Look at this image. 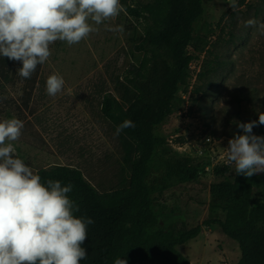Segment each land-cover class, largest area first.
Segmentation results:
<instances>
[{
	"label": "rangeland",
	"instance_id": "obj_1",
	"mask_svg": "<svg viewBox=\"0 0 264 264\" xmlns=\"http://www.w3.org/2000/svg\"><path fill=\"white\" fill-rule=\"evenodd\" d=\"M153 1L127 0L131 5ZM204 3L205 13L195 22V38L188 47L194 59L181 91L184 104L161 129L171 145L177 146L178 137H185L188 145L179 150L203 161L202 173L197 180L182 182L157 172L151 182L165 186L156 204L161 220L185 221L188 227L202 224L198 237L179 246L192 264H237L239 245L215 222L225 213L211 206L210 186L222 178L216 167L229 163V139L242 134L238 123L258 121L264 112V35L243 24L250 18L264 22V0H236L235 9L229 7L231 0ZM90 23L98 31L80 42L50 44L51 55L31 78L19 76L22 64L15 61V70L0 79V121H23L20 137L11 142L13 155L34 174L40 167L61 164L95 168L107 152L116 155L101 101L105 92L116 94L117 79L140 63L142 54L134 46L142 35V21L124 9L114 19ZM117 25H123V33L107 30ZM53 74L65 81L54 97L46 92V80ZM208 135L216 140L197 155L195 145ZM260 179L254 189L255 203L264 200V173Z\"/></svg>",
	"mask_w": 264,
	"mask_h": 264
},
{
	"label": "trees",
	"instance_id": "obj_2",
	"mask_svg": "<svg viewBox=\"0 0 264 264\" xmlns=\"http://www.w3.org/2000/svg\"><path fill=\"white\" fill-rule=\"evenodd\" d=\"M121 3L142 21V35L134 46L142 58L117 79L116 94L105 92L102 96L107 134L114 141L116 155L107 152L95 168L61 164L40 167L36 175L46 187L48 180L60 181L62 186L71 183L73 189L67 195L79 209L74 215L94 221L87 226V239L82 245L87 258L79 264H114L117 258L127 264H192L179 246L198 237L203 226L161 220L156 204L165 186L152 183L151 178L161 172L168 179L190 182L202 173L203 161L175 149L161 129L184 104L181 91L194 59L188 47L195 38V22L205 13V3ZM14 62L0 56V79L15 70ZM126 119L135 127L117 135V126ZM252 131L264 136V125ZM177 140L179 144L186 142L182 136ZM159 153L161 156H157ZM216 172L222 178L210 186L211 206L222 209L225 216L215 222L238 243L237 264H264V200L254 202V189L261 183L262 173L250 178L237 175L235 165L230 164L218 165Z\"/></svg>",
	"mask_w": 264,
	"mask_h": 264
},
{
	"label": "clouds",
	"instance_id": "obj_3",
	"mask_svg": "<svg viewBox=\"0 0 264 264\" xmlns=\"http://www.w3.org/2000/svg\"><path fill=\"white\" fill-rule=\"evenodd\" d=\"M229 7H237L231 0ZM119 0H0V56L19 61L22 78H31L38 64L51 55L53 42H80L98 31L92 26L116 18L121 11ZM245 28H255L264 35V22L250 18ZM109 31L124 32L123 25L109 26ZM65 81L59 74L46 80V92L56 96ZM264 125V112L258 121L238 123L243 134L229 139L227 161L235 164L237 175L252 177L264 173V136L253 134V128ZM23 121L17 118L0 121V264H79L87 258L82 246L87 239L91 218H77L78 206L67 195L73 189L68 183L40 182L39 175L13 154ZM135 127L125 120L116 134ZM7 141V143H6ZM114 264H127L117 258Z\"/></svg>",
	"mask_w": 264,
	"mask_h": 264
},
{
	"label": "built area",
	"instance_id": "obj_4",
	"mask_svg": "<svg viewBox=\"0 0 264 264\" xmlns=\"http://www.w3.org/2000/svg\"><path fill=\"white\" fill-rule=\"evenodd\" d=\"M191 66H192V62H191V64H190V68H191ZM215 140H216V139L213 138V137L210 136V135L203 137L202 142H200V143H198V144L195 145V149H196V152H197L196 154H197V155H202V154H204V152L206 151L207 147H208V146H211V145L214 143ZM185 145H188L187 142H185V143H183V144H179V143H178L177 146H176V145H172V146H174L175 149L179 150V149H181V148H184L183 146H185ZM179 151H180V150H179ZM180 152H182V151H180ZM224 164H225V163H224ZM228 164H229V163H228Z\"/></svg>",
	"mask_w": 264,
	"mask_h": 264
}]
</instances>
